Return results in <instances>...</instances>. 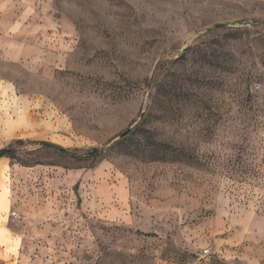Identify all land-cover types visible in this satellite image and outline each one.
I'll use <instances>...</instances> for the list:
<instances>
[{
	"label": "rangeland",
	"instance_id": "1",
	"mask_svg": "<svg viewBox=\"0 0 264 264\" xmlns=\"http://www.w3.org/2000/svg\"><path fill=\"white\" fill-rule=\"evenodd\" d=\"M5 147L0 264H264V0H0Z\"/></svg>",
	"mask_w": 264,
	"mask_h": 264
},
{
	"label": "trees",
	"instance_id": "2",
	"mask_svg": "<svg viewBox=\"0 0 264 264\" xmlns=\"http://www.w3.org/2000/svg\"><path fill=\"white\" fill-rule=\"evenodd\" d=\"M18 142H21V141H18ZM43 144H48V142H43ZM14 148L12 147H5V148H2L0 149V157H3V156H10V157H13L14 156ZM63 152H69L68 149L66 148H63L62 149ZM96 153H94L95 155L97 154V151H95Z\"/></svg>",
	"mask_w": 264,
	"mask_h": 264
},
{
	"label": "water",
	"instance_id": "3",
	"mask_svg": "<svg viewBox=\"0 0 264 264\" xmlns=\"http://www.w3.org/2000/svg\"><path fill=\"white\" fill-rule=\"evenodd\" d=\"M235 25V23H224V22H219V23H215L211 26H208L205 28V31H209L213 28H216V27H220V26H233ZM49 145L51 146H55V147H60L61 149H63L64 147L61 146V145H58L57 143H54V142H48Z\"/></svg>",
	"mask_w": 264,
	"mask_h": 264
},
{
	"label": "crops",
	"instance_id": "4",
	"mask_svg": "<svg viewBox=\"0 0 264 264\" xmlns=\"http://www.w3.org/2000/svg\"><path fill=\"white\" fill-rule=\"evenodd\" d=\"M4 217V214L0 215V218H3Z\"/></svg>",
	"mask_w": 264,
	"mask_h": 264
}]
</instances>
